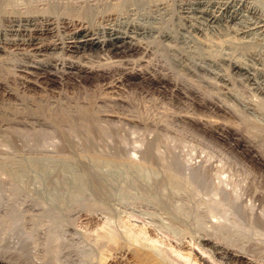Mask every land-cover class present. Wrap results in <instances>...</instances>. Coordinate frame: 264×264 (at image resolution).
Wrapping results in <instances>:
<instances>
[{"label":"bare ground","instance_id":"1","mask_svg":"<svg viewBox=\"0 0 264 264\" xmlns=\"http://www.w3.org/2000/svg\"><path fill=\"white\" fill-rule=\"evenodd\" d=\"M20 1L0 0V153L5 154L6 149L16 152V159L11 160L14 163L0 170V183L13 185L5 201L13 203L21 197L26 200L36 196L44 209H71L78 213L94 202L102 201L104 206L127 202L128 206V203L148 200L155 208H168L176 223H188L190 216L180 212L184 201L181 206L176 205L178 199L172 203L185 191L181 190L185 184L177 177L179 172L176 175L173 166L161 162L164 156L159 159L158 153L149 150L143 156L147 164L139 163V166L128 164L135 162L131 157H125L126 160L121 157L126 164L120 161L119 153L111 155L109 147L126 149L119 138L110 137V133L121 130L119 127L124 128L117 127L112 119L147 129L152 127L153 131L155 128L168 130V122H160L163 118L160 121L144 119L124 107H130L131 102L122 93L135 77L150 86L156 82L159 84L156 90L170 92V96L199 107H203L199 95L206 94L203 88H215L236 110H241L248 122L264 128V11L261 7L253 0H56V4L27 0L29 5L22 8ZM156 42L163 44L170 56L171 65L166 70L196 78L204 86L196 87L195 92L196 84L190 82L193 86L185 90L178 82H172L169 74L140 69L139 59L126 60L135 52L142 57L155 55ZM7 67L16 73H10ZM88 73L101 81L100 93L92 91L87 95L80 89L70 91L73 84L83 82L79 80L81 74ZM234 76L247 85L246 90L249 87L254 92L251 98L230 89ZM71 78L75 83H71ZM186 92L200 94L193 98ZM173 113L171 117L186 124L213 125L196 113ZM48 153L54 156H45ZM5 217H0V225L9 221ZM206 236L210 241L202 245L227 264H256L244 255L234 254L229 247L211 242L212 236L223 238L221 234ZM129 243L134 247L140 245L132 236ZM17 262L0 255V264Z\"/></svg>","mask_w":264,"mask_h":264},{"label":"rangeland","instance_id":"2","mask_svg":"<svg viewBox=\"0 0 264 264\" xmlns=\"http://www.w3.org/2000/svg\"><path fill=\"white\" fill-rule=\"evenodd\" d=\"M253 1L264 11V0ZM44 2L56 4V0H44ZM19 4L22 8L29 5L27 0H22ZM164 27L166 28L168 25ZM155 45L157 47L155 55L142 57L141 54L135 52L130 53L126 60L137 61L139 59L138 68L169 74L172 77V79L170 77L171 81L178 82L177 84L181 88L186 87L185 90L193 86L191 84H196L194 89L204 86L196 78L180 76L178 73H172L169 69L166 70L171 65L170 56L163 44L156 42ZM141 58L144 59L141 60ZM113 61L118 62L119 59ZM7 69L14 74L15 70L12 67H7ZM81 77L79 80L83 82L73 84L70 91L80 89L87 95H90L92 91L96 94L100 93L101 81H98L96 75L88 73L81 74ZM233 80L232 84L234 85L230 89L240 92L246 98L253 96L254 92L250 91L249 87L246 90L247 85L245 84V86L238 76H234ZM190 82L192 83L190 84ZM71 83H75L72 78ZM154 85L150 86L135 77L131 78L129 85L127 84L122 93L124 97L130 99L131 103L130 107L127 105L124 107L130 109L134 113L132 115H138L144 119L160 121L163 118L160 122H166L165 124L168 122V130L172 127L173 132H171L172 129L169 132L167 128H155L156 131H153L152 127L147 129L143 125L126 121L119 123L117 119L113 118L117 127L123 126L124 128L119 127L121 130L110 133V137L119 138L118 141L122 142L121 146L126 149L123 148L119 151L109 147L108 150L111 151L108 152L111 155L119 153L122 162L124 161L122 158L131 157L135 162H128L129 165L147 164L146 158L143 159L147 150L158 153L159 159H163L164 156L166 160L163 159L161 162H165V165L167 163V166L169 164L173 166L172 168L177 170L176 175L179 172L177 177L182 185L185 184L181 188L182 191L185 190L181 192V197L175 198L172 203L177 202L178 199L176 205L180 203L179 206H181V202L184 201L183 205L185 206L182 205L183 209L180 212L190 216V221L178 224L175 219L173 220L172 216L174 215L170 214L172 212L168 208L163 209V212L162 209L147 203L148 200L132 205L128 203V206L127 202L124 204L111 202V205L107 206H104L102 201H100L101 203L94 202L78 213L72 212L71 209L65 210L67 213H71L70 217V213L67 214L64 210L42 208V201L36 196H31L32 198L29 197L26 200L21 197L20 200L8 203L5 200L13 190V185L0 183V217H5L4 215L8 214L5 218L9 220L4 226L0 225V255L3 259L10 262L18 261L19 264H227L225 260L217 258L209 251V248L202 245L206 240L210 241L207 234H221L222 237L224 236L223 238L212 236L211 242H217L225 248L229 247L234 254L244 255L256 264H264V256H262L264 253V198H262L264 196V128L248 122L241 110L239 108L240 111L236 110L234 104L215 88H203L204 91L206 90L204 95L192 93L197 89H193L194 91L191 89L190 93L186 92L193 98L199 95L203 101L201 102L203 107H199L191 105L188 100L170 96V92L162 93L159 89L156 90L159 84L155 82ZM169 87L172 86L169 85ZM187 111L196 113L199 118L209 120L214 126L203 127L194 123L186 124L171 117L172 113ZM144 113L146 115L143 116ZM161 115L163 116L161 117ZM164 118L166 120L168 118V120L165 121ZM157 138H159L158 142ZM158 143H160L159 146H157ZM6 151L5 154L0 153V170L13 162L11 160L15 158V151H8V149ZM125 151L126 153H123ZM47 155L54 156L52 153L45 156ZM81 167L84 169L83 165ZM146 196L148 198L149 195ZM24 200V207L20 206ZM185 201H188L186 202L187 206ZM260 203L263 205L259 206ZM7 209L10 211L7 212ZM47 210L49 211L47 212ZM61 213L63 214L61 215ZM130 235L135 237L140 245L130 246ZM53 238L57 241L53 242ZM215 238L217 239L215 240ZM58 240L61 241V244H59L60 241L57 244ZM246 247L251 249L247 250ZM146 257L149 259L145 260Z\"/></svg>","mask_w":264,"mask_h":264}]
</instances>
